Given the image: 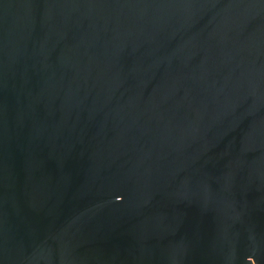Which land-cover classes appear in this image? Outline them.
I'll return each instance as SVG.
<instances>
[{
    "label": "water",
    "instance_id": "95a60500",
    "mask_svg": "<svg viewBox=\"0 0 264 264\" xmlns=\"http://www.w3.org/2000/svg\"><path fill=\"white\" fill-rule=\"evenodd\" d=\"M0 264H264V0H0Z\"/></svg>",
    "mask_w": 264,
    "mask_h": 264
}]
</instances>
